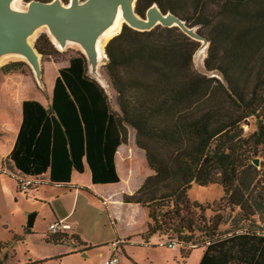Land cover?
Here are the masks:
<instances>
[{
    "label": "trees",
    "instance_id": "trees-1",
    "mask_svg": "<svg viewBox=\"0 0 264 264\" xmlns=\"http://www.w3.org/2000/svg\"><path fill=\"white\" fill-rule=\"evenodd\" d=\"M154 4L206 39L204 69L194 63L203 42L179 26L138 30L125 23L105 46L106 85L79 51L58 69L48 106L22 102L8 159L22 175L49 171L51 184L68 183L73 170L87 166L94 183H115L116 152L130 126L152 171L123 195L147 212L143 236L175 242L184 257L204 246L199 264H264V0H137L135 11L145 17ZM35 47L42 57L62 53L46 32ZM25 65L11 61L1 70ZM194 184L220 185L223 196L192 202ZM48 234L47 242L85 245L70 230ZM9 245L0 240V251L7 254Z\"/></svg>",
    "mask_w": 264,
    "mask_h": 264
},
{
    "label": "rangeland",
    "instance_id": "rangeland-1",
    "mask_svg": "<svg viewBox=\"0 0 264 264\" xmlns=\"http://www.w3.org/2000/svg\"><path fill=\"white\" fill-rule=\"evenodd\" d=\"M16 6L19 10H25L27 3L24 0H19ZM42 32L49 34L48 27L42 26L37 37ZM35 39L33 40L34 44ZM55 46L57 47L58 45ZM206 47L207 45H202L194 57L195 66L199 70L204 69L203 59L206 55ZM57 48L62 51L60 55L52 57H42L41 55L42 80L45 86L58 74L57 68L59 69L61 66L68 64L69 58L76 55L79 51L84 52L82 45L76 42H70L63 48L59 46ZM18 60L25 61L27 65L22 68V71L16 73L35 76L29 61L21 54H17L15 57L0 64V72L3 73L1 70L2 65ZM105 61L106 55L104 52L99 56L96 63H89V72L106 85L107 77L103 68ZM110 95L112 105L116 108L115 95L112 89ZM248 128L249 126L245 124V129L247 130ZM128 135V141L121 146L118 155L119 169L125 185L141 179L148 169L142 153L144 151L137 146L135 130L130 126H128ZM126 150L128 151L127 154ZM13 177L0 175V240L10 242L7 247L8 251L6 250L7 254L4 251H0V264H103L104 259L111 257L112 250H115L111 242L100 245L99 248L90 249L89 252L84 254L80 250L83 246L74 241L53 243L46 240L49 235V225L53 219L54 209L59 210L66 216L64 218L66 222L74 221V228L76 227L75 223H77L82 233L89 239H93V241L105 238L115 239V230L108 218L107 208L102 204V200L99 197L91 194L93 192L90 191L91 193H88L83 190L77 193L76 197L75 190L49 182L38 183V192L35 193H30L35 188L18 191L15 189L17 181ZM222 196L223 189L216 184L210 186L194 184L188 191L189 199L200 204L218 202ZM195 211L196 216H198V210ZM32 213L38 215L35 224L38 232L27 234L25 232L27 220L29 214ZM206 213L209 216L214 214L212 210H207ZM222 228H227V225H222ZM16 235L20 236V238H15ZM151 240L152 246H144L137 242L141 240L132 239L129 244L123 245L126 252L123 251V247H120L116 253L118 264H199L205 249L204 246L195 247L188 256L184 257L180 247L161 244L157 236L152 237ZM163 242H166V240Z\"/></svg>",
    "mask_w": 264,
    "mask_h": 264
},
{
    "label": "water",
    "instance_id": "water-1",
    "mask_svg": "<svg viewBox=\"0 0 264 264\" xmlns=\"http://www.w3.org/2000/svg\"><path fill=\"white\" fill-rule=\"evenodd\" d=\"M136 1L70 0L64 3L62 0H32L27 3L25 10L15 11L9 5L10 0H0V54L12 52L24 55L37 80L43 86L41 54L34 42L29 40L35 29L40 25L47 26L49 34L55 38L61 48L65 47L68 42L81 44L88 63H96L99 59L96 46L97 37L101 30L111 22L119 6L122 9L125 23L132 28L150 30L158 24L177 25L193 38L201 40L203 46L207 45L206 39L198 35L195 29L188 28L174 14L163 13L156 4L149 7L145 17L138 15L135 11ZM97 79L105 85L99 78ZM254 163L258 165L259 159H254ZM35 217L36 213L29 214L27 227L34 226Z\"/></svg>",
    "mask_w": 264,
    "mask_h": 264
},
{
    "label": "crops",
    "instance_id": "crops-1",
    "mask_svg": "<svg viewBox=\"0 0 264 264\" xmlns=\"http://www.w3.org/2000/svg\"><path fill=\"white\" fill-rule=\"evenodd\" d=\"M53 62L56 63L55 61ZM55 77L53 78L55 79ZM54 79L48 85L45 86V84H43L42 86L36 76L31 74H5L0 72V175L13 177L18 173V170L13 166L12 161L8 159V155L14 146L22 122V102L26 99H34L40 101L45 106H48L52 99ZM122 145L123 144L118 147L115 156L120 181L115 183H94L91 178V171L87 166L82 173L73 170L70 182L57 185L69 188L70 190H75L76 197L77 193L84 190L88 193L93 192L91 193L92 195H95V197H99L102 200V204L107 208L108 218L113 224L115 239H120L122 241L117 248V251L112 250L111 248L113 251L111 257L118 252L120 247L129 244L132 239L141 240L137 241L141 245L152 246L151 244L153 243L151 239L152 237L157 236L160 243L164 244L162 237L157 234L152 235L149 238L143 236V233L147 229V212L145 208L139 203L124 202L122 199L124 194H132L135 192L141 186L145 178L152 173L148 167L145 153L142 152L146 161L145 163L148 167L147 171L143 174L141 179L135 180V182L133 181L129 185H125L118 163V155ZM127 153L128 151L126 150V154ZM34 177L41 178L43 180L42 183L49 182V171ZM38 188L39 187L37 186V188L30 191V193L38 192ZM15 189L18 190L17 183H15ZM65 217L66 216H64L59 210L54 209L53 219L50 223L56 220H65ZM37 218L38 215L36 214L34 226L31 228L32 234L38 232L35 228ZM68 224H70L71 227L70 231L77 234L82 242H84L85 245H82V248L80 247V250L84 254L89 252L90 249L99 248L100 245L108 244L110 242L112 243L115 240L105 238L93 241V239H89V237L82 233L77 223H75V228L73 225L74 221H71ZM123 251L126 252L124 247ZM106 259H104V261Z\"/></svg>",
    "mask_w": 264,
    "mask_h": 264
},
{
    "label": "bare ground",
    "instance_id": "bare-ground-1",
    "mask_svg": "<svg viewBox=\"0 0 264 264\" xmlns=\"http://www.w3.org/2000/svg\"><path fill=\"white\" fill-rule=\"evenodd\" d=\"M18 1L19 0H10V4L9 5L15 11L19 10V8L16 6ZM124 22H125V19H124L123 15H122V9L119 6L117 8V10H116V12L114 14V17L112 18L111 22L106 27H104L101 30L99 36L97 37L96 46H97V52H98L99 56L104 53V46L107 43V41L121 30V27H122ZM41 27H42V25L37 27L35 29V31L30 35V37H29V40H31L30 42H32L37 37V34L39 33ZM50 36H51L53 42L56 43L55 45H58V43L56 42L55 38L52 35H50ZM68 43H70V42H68ZM16 55L17 54L12 53V52L1 53L0 54V64H2L3 62H5V61H7V60H9V59H11L13 57H15Z\"/></svg>",
    "mask_w": 264,
    "mask_h": 264
},
{
    "label": "built area",
    "instance_id": "built-area-1",
    "mask_svg": "<svg viewBox=\"0 0 264 264\" xmlns=\"http://www.w3.org/2000/svg\"><path fill=\"white\" fill-rule=\"evenodd\" d=\"M15 176L21 182V188L26 189V190L32 184L40 183L43 181L41 178H38V177L35 178L32 176L22 175L19 172ZM70 228H71L70 224H68L65 220H57V221L50 223L49 232L62 233V232H66L70 230ZM121 243L122 241L120 239H117L116 241L112 242V246L115 248V251H117V248L119 247ZM168 245L172 247H176L175 242H169ZM103 264H118V257L116 256V254H114L109 259H106Z\"/></svg>",
    "mask_w": 264,
    "mask_h": 264
}]
</instances>
